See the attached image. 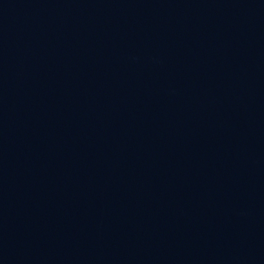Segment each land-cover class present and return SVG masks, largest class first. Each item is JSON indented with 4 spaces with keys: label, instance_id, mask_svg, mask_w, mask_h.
<instances>
[{
    "label": "water",
    "instance_id": "water-1",
    "mask_svg": "<svg viewBox=\"0 0 264 264\" xmlns=\"http://www.w3.org/2000/svg\"><path fill=\"white\" fill-rule=\"evenodd\" d=\"M0 264H264V0H0Z\"/></svg>",
    "mask_w": 264,
    "mask_h": 264
}]
</instances>
